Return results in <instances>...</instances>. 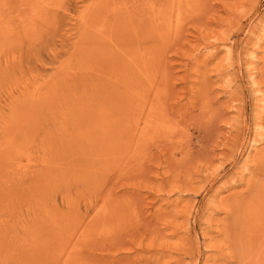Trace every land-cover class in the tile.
I'll list each match as a JSON object with an SVG mask.
<instances>
[{"label":"rangeland","instance_id":"1","mask_svg":"<svg viewBox=\"0 0 264 264\" xmlns=\"http://www.w3.org/2000/svg\"><path fill=\"white\" fill-rule=\"evenodd\" d=\"M188 1L0 0V264H264V0Z\"/></svg>","mask_w":264,"mask_h":264},{"label":"bare ground","instance_id":"2","mask_svg":"<svg viewBox=\"0 0 264 264\" xmlns=\"http://www.w3.org/2000/svg\"><path fill=\"white\" fill-rule=\"evenodd\" d=\"M166 1H170V2H172V4L171 5H174L176 8H177V11L176 12H180L181 11V9H179V8H181V3L182 2H184V1H186V2H189L188 0H166ZM164 5V4H163ZM153 8V7H152ZM95 10V9H94ZM170 10V9H169ZM193 11L191 10V12L190 13H192ZM168 14V13H167ZM177 18V17H176ZM90 19V18H89ZM171 16H170V14L169 15H167V21L169 20V21H171ZM127 20V19H126ZM129 21V20H128ZM122 23V22H121ZM126 24V23H125ZM84 25V24H83ZM86 26V25H85ZM145 26V25H144ZM84 30V29H83ZM98 32V31H97ZM126 32V31H125ZM87 33V32H86ZM111 33V32H110ZM122 33H124V32H122ZM113 34V33H112ZM118 37V36H117ZM124 37H126V36H124ZM112 38V37H111ZM120 38V37H119ZM102 39V38H101ZM100 39V40H101ZM115 39V38H114ZM125 39V38H124ZM126 40V39H125ZM103 41V40H102ZM121 41V40H120ZM106 42V41H105ZM102 43V42H101ZM94 44V43H93ZM117 44V43H116ZM139 44V43H138ZM122 45V44H121ZM104 46V45H103ZM119 46H120V44H119ZM118 46V47H119ZM122 47V46H121ZM99 49V48H98ZM106 49H107V47H106ZM103 51V50H102ZM122 52V51H121ZM138 52V51H137ZM100 55V54H99ZM102 56V55H101ZM112 58V57H111ZM109 60V59H108ZM145 64V63H144ZM149 67L147 66V68H143V71L141 70H139V69H137V71H139V72H141L142 74H140L139 76H141V78L143 79V76H144V74H143V72L145 71H147V73H149ZM119 76V75H118ZM128 76H130V75H127V74H125V73H123V75H122V73L120 74V76H119V78H121L122 79V81H119V87H121L123 90L126 88V90L127 91H130L131 90V88L132 87H139L140 86V84L142 83V82H140V78H136V81H139V84H138V82L136 83V82H133V85H132V83H131V81H130V79H129V77ZM146 76V75H145ZM146 78V77H145ZM125 81H129L130 83H131V86H127V84H126V82ZM117 82V81H116ZM144 83V82H143ZM135 84H138V86L137 85H135ZM142 85V84H141ZM145 85V84H144ZM116 87H117V83H116ZM143 89V88H142ZM136 91H137V89H135ZM125 92V91H124ZM133 92V91H132ZM121 93V92H120ZM134 94H132V96H133ZM144 96V95H143ZM124 97V96H123ZM123 97H121V98H119V99H117L116 101H115V105H116V108H114V110H112V112L114 113H116L117 112V110H118V112H121V111H124L125 110V112H127V110L125 109L126 107H125V105H126V101L124 102V104H123V101H122V98ZM134 97H135V95H134ZM143 98V97H142ZM130 104H131V102H134V98L132 97L130 100ZM138 101H140V100H138ZM151 103V102H150ZM142 104V103H141ZM144 105V104H143ZM111 106V105H110ZM150 106V105H149ZM103 107V106H102ZM143 107V106H142ZM110 108V107H109ZM111 108H112V106H111ZM151 109H149V110H147L145 113H144V111L143 110H141L140 112H141V114H140V116L142 117V119H141V121H142V127H140V129H138L139 127H138V117H137V120H136V122L134 123V126H135V128H134V126H133V128H132V130L131 131H129V134H128V132H124L123 133V136H118V139H122V138H124V140H125V145H129L130 147H132V148H134V150L136 151V149L138 150V148L139 147H137V146H135V145H137L139 142L141 143L142 142V140H144L145 138L147 139V137H146V135L144 136V134L147 132V133H149L148 132V129L150 128V126L151 125H153L154 123H156V121H155V119L156 118H158V110H154L153 109V107H150ZM124 109V110H123ZM103 112V111H102ZM108 112V111H107ZM124 112V113H125ZM109 113H110V111H109ZM112 113V114H113ZM123 113V114H124ZM127 114V113H126ZM113 116H115V115H113ZM113 116H111V117H113ZM121 116V115H120ZM139 116V117H140ZM119 117V116H118ZM123 118H121V119H123V120H125V118H124V116H122ZM125 117H127V115L125 116ZM114 118H116V117H114ZM113 118V119H114ZM134 118V117H133ZM118 119H120V118H118ZM111 120H112V118H111ZM115 120V119H114ZM158 120V119H157ZM116 121H118V120H116ZM120 121V120H119ZM118 121V122H119ZM134 121V120H133ZM155 121V122H154ZM117 122V123H118ZM129 122H130V120H129ZM132 122V121H131ZM110 123H112V122H110ZM122 124H123V122H121ZM121 123H119V124H121ZM127 123V122H126ZM114 124V123H113ZM117 125V124H116ZM119 125H117V127H118ZM121 126H123V125H121ZM120 127V126H119ZM118 127V128H119ZM119 132V131H118ZM150 134V133H149ZM148 135V134H147ZM149 137H150V135H149ZM123 143V144H124ZM128 147V146H127ZM131 148V149H132ZM129 149V148H128ZM133 150V151H134ZM260 186V185H259ZM263 193H264V178H263V180H262V184H261V186H260V189H259V195L257 196V197H255V195H254V198H259L260 199V197L262 198L263 197ZM255 200V199H254ZM256 201V200H255ZM257 202H259V200H257ZM256 202V203H257ZM244 212V211H243ZM239 213H240V211H239ZM249 214H251V218L252 217H256V211L254 212H248ZM241 214V213H240ZM238 220H240V218L238 219ZM262 221H264V206H263V208H262V213H260L259 215H258V217H257V219L255 220V222L257 223V224H260V223H262ZM260 226H262V225H260ZM263 227H264V224H263ZM264 229V228H263ZM261 230V229H260ZM261 232H262V230H261ZM260 232V233H261ZM262 236V235H261ZM264 236V235H263ZM256 240H258V238H256ZM259 241H260V245H263L262 243L264 242V237H262V239H259ZM253 243H254V240H253ZM259 243V242H258ZM260 251V250H259ZM260 254V253H259Z\"/></svg>","mask_w":264,"mask_h":264}]
</instances>
